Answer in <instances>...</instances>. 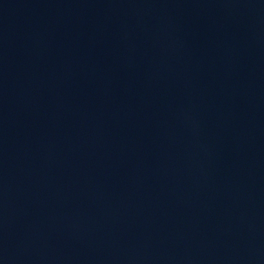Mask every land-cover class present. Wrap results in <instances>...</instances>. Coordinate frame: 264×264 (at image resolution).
<instances>
[{
  "label": "water",
  "instance_id": "1",
  "mask_svg": "<svg viewBox=\"0 0 264 264\" xmlns=\"http://www.w3.org/2000/svg\"><path fill=\"white\" fill-rule=\"evenodd\" d=\"M0 264H264V0H0Z\"/></svg>",
  "mask_w": 264,
  "mask_h": 264
}]
</instances>
